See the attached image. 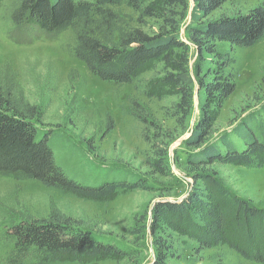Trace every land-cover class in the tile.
<instances>
[{"label": "rangeland", "instance_id": "374dc122", "mask_svg": "<svg viewBox=\"0 0 264 264\" xmlns=\"http://www.w3.org/2000/svg\"><path fill=\"white\" fill-rule=\"evenodd\" d=\"M13 1L0 4V67H9L26 98L39 105L36 125L39 133L50 135L58 164L85 184L118 181L136 187L92 198L0 175V255L9 248L3 235L13 223L25 216L47 217L57 209L119 252L83 260L66 254L49 264H151L161 246L169 254L167 264H263L228 246L200 249L194 239L172 228L175 216H160L155 222L156 203L183 200L194 183L188 162L194 148L186 139L206 99L196 76L194 107L185 115L178 107L179 90L164 82L171 69L163 61L151 63L130 84L101 79L68 49L70 30L44 34L33 27H16L9 13ZM145 2L150 5L153 0ZM262 3L230 0L210 17L245 13ZM121 8L136 23L139 12L130 5ZM191 22V12L180 19L184 39ZM141 24L151 34L171 28L156 16L144 17ZM222 50L234 60L228 70L235 75L236 87L214 112L210 141L229 135L240 144L234 133L238 124L253 116L264 123V37L249 47L224 43ZM204 57L205 70L212 68L211 55ZM196 58L194 53L192 69ZM213 169L232 193L264 206V166L223 164Z\"/></svg>", "mask_w": 264, "mask_h": 264}, {"label": "trees", "instance_id": "16d2710c", "mask_svg": "<svg viewBox=\"0 0 264 264\" xmlns=\"http://www.w3.org/2000/svg\"><path fill=\"white\" fill-rule=\"evenodd\" d=\"M227 1L153 0L149 5L145 0H14L9 13L19 28L29 26L44 34L70 30V52L107 81L133 83L151 63L163 61L171 69L164 82L179 90L178 107L185 115L194 107L195 75L206 99L186 139L194 148L188 158L194 183L183 200L157 202L155 222L160 216H175L172 228L194 239L200 249L228 246L247 260L264 264V206L232 193L213 169L223 164L264 166V123L255 116L235 128L240 144L229 135L210 141L214 112L236 87L235 75L228 70L234 60L222 44L249 47L264 37L263 3L245 13L210 17ZM123 5L139 12L136 23L122 12ZM189 12L192 22L184 39L179 33L180 19ZM147 16L161 17L171 28L151 34L141 24ZM204 54L211 55L213 64L207 70ZM40 116L39 105L26 98L14 72L0 67V175L32 179L92 198L136 187L118 181L91 185L70 177L58 164L50 135L39 133ZM3 240L9 248L0 255V264H49L66 254L83 260L119 252L117 246L92 237L57 209L47 217L19 219L5 231ZM168 255L165 248L157 247L151 264H167Z\"/></svg>", "mask_w": 264, "mask_h": 264}]
</instances>
